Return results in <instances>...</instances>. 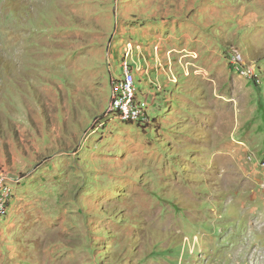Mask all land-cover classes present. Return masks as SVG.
<instances>
[{"label":"rangeland","instance_id":"rangeland-1","mask_svg":"<svg viewBox=\"0 0 264 264\" xmlns=\"http://www.w3.org/2000/svg\"><path fill=\"white\" fill-rule=\"evenodd\" d=\"M0 168V264H264V0H0Z\"/></svg>","mask_w":264,"mask_h":264},{"label":"built area","instance_id":"built-area-1","mask_svg":"<svg viewBox=\"0 0 264 264\" xmlns=\"http://www.w3.org/2000/svg\"><path fill=\"white\" fill-rule=\"evenodd\" d=\"M232 62L239 68L238 63L241 60V54L233 49ZM129 50H125L124 56L120 59L121 76L111 80V91L105 106L106 114H111L122 121L136 122L139 121L148 109V103L139 96L137 90L136 74L128 60ZM241 73L249 75V68H242ZM251 75V74H250ZM12 179L4 169L0 168V216L4 217L8 213V208L13 198L11 188Z\"/></svg>","mask_w":264,"mask_h":264},{"label":"crops","instance_id":"crops-1","mask_svg":"<svg viewBox=\"0 0 264 264\" xmlns=\"http://www.w3.org/2000/svg\"><path fill=\"white\" fill-rule=\"evenodd\" d=\"M148 32L149 31L147 30L146 33L148 34ZM159 32H161V35H163V34L168 35L167 32L164 29L162 30L160 27L158 28V33ZM125 50H127V48H125ZM155 54H156V52H155ZM137 60L138 59L134 60V63L131 64V66H132V68L136 74L137 84L140 86L142 93H144V92L153 93L152 90L149 89V87H150L149 82L153 81L152 79L157 80L158 75H160V74H158L157 70H154V67L152 66V64H149L150 57L148 59L149 62L148 61L146 62L145 59H143V61L142 60L137 61ZM155 67H156V64H155ZM155 69H157V67ZM165 73H166V71H165ZM164 81L166 82L165 78H164ZM153 103H154V100L151 103V106L153 105ZM9 247L11 248V246L8 245V248Z\"/></svg>","mask_w":264,"mask_h":264}]
</instances>
